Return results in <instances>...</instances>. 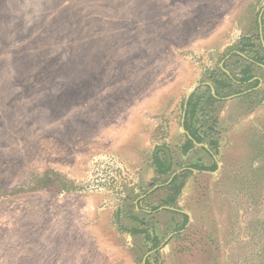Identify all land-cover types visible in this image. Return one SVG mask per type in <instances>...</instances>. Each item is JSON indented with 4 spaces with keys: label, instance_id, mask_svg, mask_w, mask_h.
I'll return each mask as SVG.
<instances>
[{
    "label": "rangeland",
    "instance_id": "rangeland-1",
    "mask_svg": "<svg viewBox=\"0 0 264 264\" xmlns=\"http://www.w3.org/2000/svg\"><path fill=\"white\" fill-rule=\"evenodd\" d=\"M262 10L0 0V264H264V67L207 109L212 154L182 131L195 89L252 63Z\"/></svg>",
    "mask_w": 264,
    "mask_h": 264
},
{
    "label": "trees",
    "instance_id": "trees-1",
    "mask_svg": "<svg viewBox=\"0 0 264 264\" xmlns=\"http://www.w3.org/2000/svg\"><path fill=\"white\" fill-rule=\"evenodd\" d=\"M259 13V12H258ZM260 15L257 14L256 17L258 18ZM262 22L264 24V15L262 16ZM256 34L255 36H252L250 38H242L241 41L239 42L238 44V52L242 53V54H249V53H252V50L254 51V49L258 52L254 58H250L252 61H254L255 64H261V65H264V55L262 56V54L260 53H263L264 54V50L260 44V30H259V24L258 22L256 23ZM239 57L241 58L242 60L244 59L243 57H240V55H238L237 53L234 54V57ZM250 59H247V62H250ZM246 60V59H245ZM251 64L253 63H248L247 66H245V69L242 71V77L241 78H236L234 77V80H229L228 77L226 76V74H222L224 77H225V81H221V80H216V85H217V95L218 96H223V91L222 89L223 88H229V87H233L234 86V81H237V82H240L241 85H244V84H248L250 80L253 79V75L251 74ZM253 64V65H255ZM223 82V83H222ZM256 85L259 84V81L255 82ZM201 102H203V107L199 109V106H201ZM217 100H215L212 95H211V92L208 91L206 94H200V95H194L190 101H189V106L193 104L194 106V112L196 113L199 109L200 111V114H201V119H199L200 121V124H201V127L202 128H206L207 130H209L210 132H208V135L211 134L212 132H214V129L217 125V121L216 120H213V125L212 126H208V121H209V116H208V113H207V109L211 108L213 106L214 103H216ZM194 113V114H195ZM186 129L187 130H190L189 129V126L188 124L186 123L185 125ZM197 131H191L190 134L193 136V138L198 142V143H202L203 142V138L201 136H199L198 134L196 135ZM207 135V134H206ZM193 147V144L191 141H188V145H187V150L186 151H189L190 149H192ZM157 165H159V172L162 173V174H167L170 172L171 170V166H167V162H165L164 164H161V162L159 160H157ZM202 171H207L206 168H202L200 169ZM57 176H59L58 178L62 180V175L60 174H57ZM43 178H45L44 180H41L39 183H42L44 181V183H42L41 187H43V189H49L50 188V182H49V179H48V172H45L43 174ZM179 180V176H176L173 181H172V186L175 185V183ZM64 181V180H62ZM61 182V181H60ZM184 218L185 220L187 221V216L184 215ZM156 245H157V242H156ZM155 245V246H156ZM147 264H150L149 260L147 261Z\"/></svg>",
    "mask_w": 264,
    "mask_h": 264
},
{
    "label": "crops",
    "instance_id": "crops-1",
    "mask_svg": "<svg viewBox=\"0 0 264 264\" xmlns=\"http://www.w3.org/2000/svg\"><path fill=\"white\" fill-rule=\"evenodd\" d=\"M237 54L240 55V56H242V53H240V52H237ZM243 58H245V57H243ZM226 59H227V58H226ZM224 62H225V60L223 61V63H224ZM251 62L254 63V61H252V60H251ZM254 64H255V63H254ZM256 65H257V66H262V67H264V65H261V64H256ZM222 70H223V74H226V76L228 77L229 80H234V77H232V76L230 75V73L225 69V67L223 66V64H222ZM225 70H226V72H225ZM255 80H256V81H255ZM221 81L224 82V81H225V78H222ZM252 81L257 82V81H259V79H258L256 76H253V79L250 80L249 83H251ZM223 82H222V83H223ZM259 82H260V81H259ZM205 85H206V87H205L204 89H202L201 92H197L196 95L206 94L208 91H210L212 97H213L215 100H217V102H219V101H224V100H230L231 98H233V97H222V96H218V95H217V85H216V82L206 83ZM235 86H241L240 82L234 81V86H233V87H235ZM196 88H197V87H196ZM231 89H232L231 87H229V88H223L222 91H223V93L225 94V92H228V91H230ZM195 91H196V89H195V90L189 95L188 102H187L188 106H189V101H190V99L195 95ZM202 103H203V102H201V104H202ZM193 104H194V103H192V104L189 106L188 111H186V112L184 113V122H183V125H182V131L186 133L188 139H189V140L192 142V144H193V147H192V149L189 150V152L192 151V150H194V149H196V146H201L204 150H206L207 152H209L210 154H212L211 151L208 149V147H207L206 145H204V143H198V142L193 138V136L190 134L191 131H197V133L195 132L196 135H197V134H198L199 136H202V135H203V133H202L203 129H202L201 124H200V121H199V119H201V114H200V111H199V109H200L201 106H199V109L196 110L197 112L195 113V112H194L195 109H194ZM194 113H195V114H194ZM186 123L188 124L190 130H187V129H186V127H185ZM170 164H171V163H170ZM170 164L168 163V167L170 166ZM217 165H218V163L213 162V164H210V165H208V164H204V165H202V166H198V168H193V169H189V170H191V171H199V172L215 173V172L218 170V166H217ZM202 168H206L207 171H202V170H200V169H202Z\"/></svg>",
    "mask_w": 264,
    "mask_h": 264
},
{
    "label": "water",
    "instance_id": "water-1",
    "mask_svg": "<svg viewBox=\"0 0 264 264\" xmlns=\"http://www.w3.org/2000/svg\"><path fill=\"white\" fill-rule=\"evenodd\" d=\"M262 15H263V10H262V12H261V14H260V16H259V25H260V32H261V37H262ZM262 44H263V46H264V41H263V38H262ZM225 72H226V70H225ZM167 152V154H168V163L170 164V155H169V151H166Z\"/></svg>",
    "mask_w": 264,
    "mask_h": 264
}]
</instances>
